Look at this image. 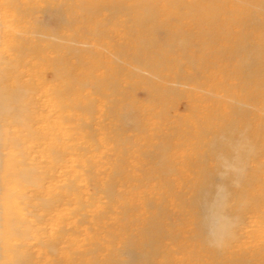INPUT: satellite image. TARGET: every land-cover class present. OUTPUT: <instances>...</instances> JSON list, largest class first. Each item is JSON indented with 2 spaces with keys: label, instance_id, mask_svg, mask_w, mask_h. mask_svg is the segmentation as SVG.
I'll use <instances>...</instances> for the list:
<instances>
[{
  "label": "bare ground",
  "instance_id": "6f19581e",
  "mask_svg": "<svg viewBox=\"0 0 264 264\" xmlns=\"http://www.w3.org/2000/svg\"><path fill=\"white\" fill-rule=\"evenodd\" d=\"M72 1L74 0L52 3L42 9L49 13L51 21L71 26L80 20L79 17L71 19L68 16L69 12H73ZM162 1H166L174 10L166 13L160 6ZM77 5L81 8L79 16L83 18L88 15L91 19L101 10H108L112 15L123 12L128 17L132 16L133 24L140 27L142 34L154 37V40L149 38L147 46L145 44L146 50L163 48L172 52L176 47L185 53L189 47H201L204 49L201 58H192L186 54L184 56L186 62L197 67L196 69L201 68L204 61L210 62L207 56L217 53L227 63L224 66L227 77L240 80L236 84L242 86V98L229 93L235 88L234 83H229L230 87H222L223 91L228 92L227 99L224 98L226 95L212 86L206 90L212 95L209 99L216 107V112L211 115L213 119H225L219 112L224 104L223 100L224 105L231 108L228 113L231 117L224 125L203 129L201 135L209 138L204 143L205 151L194 158L199 168L198 180L191 184L188 197H185L186 191L183 190H178L174 196L183 201L186 198L187 204L194 209L192 229L185 233V238L199 239L201 248H210L215 258L226 259L230 264H260L259 261L264 264V239H261L262 230L259 229L261 221H264V105H259V91H263L264 95V0H80ZM23 9L32 13L37 11L31 5ZM182 16L191 18L196 28H179L173 31L166 27L170 19L179 20ZM109 20H96L94 28L88 32L100 36L112 34L107 29ZM150 23L152 24L149 25ZM133 29L132 26L130 32H134ZM35 34L42 37L40 40L59 36L43 30L36 31ZM196 35L200 38H196ZM76 36L67 37V44L64 46L66 53L76 55L85 51L78 47L82 43L80 37ZM159 38L160 40L155 41ZM20 41L21 45H25L24 39ZM119 46L118 52H121L123 47ZM42 47L36 42L32 43L29 45V52L33 55L32 53L41 51ZM3 52L0 48V55ZM17 54L9 59L1 55L3 64L8 65L9 69L0 68V264H62L68 262L66 254L72 246L78 248L84 245L83 232H87L86 229L82 230L80 224L84 222V214L75 223L68 216L71 206L78 212L85 207L83 196L78 194L82 187H78L76 177L70 164L68 165L71 152L75 151L80 161L84 149H68V146L62 144L65 132L60 127L58 129L52 120L48 104L36 96L38 89L34 83L18 82L8 85L3 82L12 74L20 76L19 80L23 79L27 74L23 72L25 67L32 66L31 60L23 61L22 49ZM128 56L144 63L148 69L152 66L153 62L141 59L138 54ZM85 63L80 59L70 62L65 56L54 58L51 62L54 67L53 78L70 77L66 85L59 89L57 98L68 99L70 90L76 86L75 82L82 84L80 81L74 82V77ZM58 66L61 68L57 69ZM17 70H20V74ZM200 72L202 70L195 74L205 78V72ZM192 77L198 76H187L189 80ZM180 84L177 79L175 83H166L160 91L155 88L157 93L175 94ZM262 102L264 104V98ZM74 105L80 107L81 101H75ZM90 106L87 105V108ZM58 107L61 108L60 105ZM204 116L209 115L206 112ZM238 120H242V126H238ZM137 121L135 117L130 118L132 124ZM75 129L80 132L81 124ZM255 136L257 137L254 138ZM32 141L43 149L26 146V142ZM171 146L170 143L163 142L157 147L159 163L169 165V174L175 170L173 158L168 155ZM13 147L17 149H11ZM43 154H46V160L41 159ZM16 199L19 200L18 203ZM14 208L18 211L26 209L35 220H26L20 213H13ZM164 208V204H157L158 211ZM156 220L159 232L164 229V224L161 220ZM176 220L182 223L179 216ZM56 226L59 233L53 236L49 230L54 227L56 229ZM163 236L164 239H173L177 234ZM12 237H17V240L10 242ZM32 240L48 246L55 258L35 260L36 255L30 250ZM130 244L122 250L124 254H128L130 261L123 260L121 264H133L141 257H148L154 263V259L162 252L164 255L160 240L145 239L136 248ZM99 248L100 243L94 242V248L91 247L89 252L98 251ZM163 249H166L165 246ZM75 253L78 257H83L86 252L78 249ZM168 256L170 257L169 254ZM94 258L95 253L91 258L92 264H100ZM160 264H172V261L167 257L166 262Z\"/></svg>",
  "mask_w": 264,
  "mask_h": 264
},
{
  "label": "rangeland",
  "instance_id": "374dc122",
  "mask_svg": "<svg viewBox=\"0 0 264 264\" xmlns=\"http://www.w3.org/2000/svg\"><path fill=\"white\" fill-rule=\"evenodd\" d=\"M0 1H3V5L0 2V48L4 51L1 55L9 59L17 56V51L22 49L23 61L33 62L32 66L23 70L27 72L23 79L19 80L20 76L12 74L3 82L8 85L18 82L34 83L38 89L36 96L48 104L52 120L58 129L60 127L65 132L62 144L68 146V149H84L80 161L75 151L71 152L68 165L70 164L69 167L76 177L78 187H82L78 194L83 196L85 207L78 212L71 206L68 216L75 223L84 214V222L80 224L82 230L86 229L87 232H83L84 245L78 248L72 246L66 254L68 262L62 264H92L94 253V259L100 264H121L123 260L130 261L128 254H124L122 250L131 242L136 248L145 239L161 242L160 249L164 251V255L162 252L154 259L155 264L166 262L167 257L172 264H230L226 259L215 258L210 248H201L199 239L184 237L192 229L194 209L187 204L186 198L183 201L182 198L174 196L178 190H183L186 191L185 197H188L191 184L198 180L199 168L194 158L205 151L204 143L209 138L201 135L203 129L224 125L231 117L228 114L231 108L224 105L225 101L221 98L224 104L219 112L225 119H213L211 115L216 112V107L209 99L212 95L206 90L212 86L222 95H226L228 92L223 91L222 87H230L229 83H234L235 88L229 93L240 97L244 94L242 86L236 84L240 80L227 77V69L224 67L227 63L223 61V57L217 53L207 56L210 62L204 61L205 64L196 69L197 67L186 62L184 56L186 54L192 58H201L204 50L201 47L190 49L188 46L185 53L176 47L172 52L163 48L146 50L145 44L147 46L149 38L154 40V37L142 34L140 27L133 24L132 16L128 17L123 12L112 15L108 10H101L91 19L88 15L84 19L79 16L81 8L77 4H80V0L70 2L73 12H69L68 16L71 19H80L71 26H62L58 21H51L49 13L42 9L52 3H63L64 0ZM27 5L37 11H25L23 8ZM160 6L166 13L174 10L166 1H162ZM105 18L110 19L107 29L112 34L100 36L88 32L94 28L96 20ZM157 22L161 23L160 20ZM132 26L134 32H130ZM166 27L173 31L179 28L191 30L196 25L191 18L182 16L179 20L170 19ZM41 30L59 35L60 38L46 37L40 40L42 37L35 32ZM70 35L80 37L82 44L78 47L85 51L82 50L76 55L66 53L64 46ZM196 38L200 37L196 35ZM21 39H24L25 45L20 44ZM158 40L160 38L155 39ZM35 42L40 47L43 46V49L31 55L29 45ZM119 45L123 47L121 52H118ZM128 54H138L141 59L153 62L151 69ZM1 55L0 68L9 69L8 65L3 64ZM58 56H65L70 62H77L78 59L86 62L74 77V82L80 81L82 84L75 82L76 86L70 90L68 99L56 97L59 89L70 80V77L53 78L54 67L51 62ZM198 70H202L201 74L205 72L206 77L195 74ZM17 71L20 74V70ZM189 75L198 77L189 80ZM178 76L184 78L179 79ZM177 79L181 84L175 94L157 93L166 83H175ZM44 87L50 90L46 91ZM262 92L259 91V105L263 106ZM227 96L228 94L224 98L227 99ZM75 101H81V106L74 105ZM87 105H91L90 108ZM206 112L209 116L205 117ZM133 117L138 120L136 124L130 122ZM241 121L238 120V126H242ZM79 124L82 130L76 132L75 128ZM32 142H26V146L43 149L37 147L35 141ZM163 142L172 145L168 155L173 158L175 170L171 174L168 172V164L159 163L157 147ZM11 153L15 155L12 151ZM46 154H43L42 160L47 159ZM18 201L16 199L17 203ZM159 202L166 207L162 211L157 209ZM12 212L20 213L26 220H35L24 208L20 211L14 208ZM178 216L182 223L177 222ZM156 218L164 224V229L159 232ZM260 227L261 239H264V221H261ZM49 231L55 236L59 233L58 226ZM166 234H177V237L164 239L163 235ZM16 240L17 237H12L10 242ZM94 242H99L100 248L98 251L89 252L91 247L94 248ZM30 243V250L36 255L35 260L55 258L45 244L34 240ZM164 246L167 250L163 249ZM78 249L86 252L83 257L76 255L75 251L78 252ZM259 262L262 264V261ZM151 263L154 264L150 258L141 257L133 264Z\"/></svg>",
  "mask_w": 264,
  "mask_h": 264
}]
</instances>
